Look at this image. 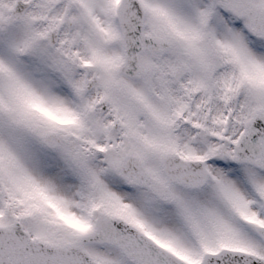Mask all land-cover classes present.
I'll use <instances>...</instances> for the list:
<instances>
[{
    "label": "snow or ice",
    "instance_id": "1",
    "mask_svg": "<svg viewBox=\"0 0 264 264\" xmlns=\"http://www.w3.org/2000/svg\"><path fill=\"white\" fill-rule=\"evenodd\" d=\"M0 264H264V0H0Z\"/></svg>",
    "mask_w": 264,
    "mask_h": 264
}]
</instances>
